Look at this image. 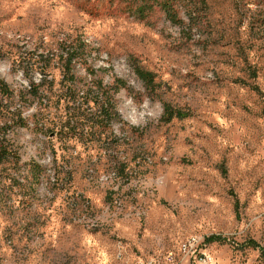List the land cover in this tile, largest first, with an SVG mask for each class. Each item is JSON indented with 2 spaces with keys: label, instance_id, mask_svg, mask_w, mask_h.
Instances as JSON below:
<instances>
[{
  "label": "rangeland",
  "instance_id": "374dc122",
  "mask_svg": "<svg viewBox=\"0 0 264 264\" xmlns=\"http://www.w3.org/2000/svg\"><path fill=\"white\" fill-rule=\"evenodd\" d=\"M181 4L183 26L125 0H0V79L20 94L51 72L9 134L19 160H0V264H264L250 245L264 247V0ZM69 37L87 44L83 104L50 60ZM118 79V116L98 129L91 99ZM164 102L191 114L167 122ZM66 118L74 136L57 133Z\"/></svg>",
  "mask_w": 264,
  "mask_h": 264
},
{
  "label": "trees",
  "instance_id": "16d2710c",
  "mask_svg": "<svg viewBox=\"0 0 264 264\" xmlns=\"http://www.w3.org/2000/svg\"><path fill=\"white\" fill-rule=\"evenodd\" d=\"M183 0H125L126 10L136 18L140 20H148L152 11L155 8H160L164 13L167 20L171 23L179 26L185 24L184 18L180 15V6ZM198 12V9L190 8L186 10V15L190 19H194V13ZM87 44L83 42L79 37H74L70 39H63L58 41L57 45L51 47L49 54L51 55V61H57L63 72V82L68 81L72 83L70 86L71 94L70 100L73 102H79L80 98L83 97L91 87L79 88L77 84V74L75 70V64L84 51H86ZM50 61L44 63L41 68V73L43 78L41 81L36 83L34 80L30 81V88L23 90L20 94H15V91L10 87V85L4 80L0 79V160H8L10 158H15L19 160L18 152L13 148V144L9 138V134L16 127L25 128L28 127L30 116L26 114V103L29 101L30 97L41 98L40 88L43 86V82L50 72ZM134 70L140 80L143 82L145 88L151 93L157 95V89L159 88V82L156 80V75L154 72L145 69L143 66L134 63ZM99 90L104 88L102 82H98L96 86ZM126 81L118 79L116 84L110 87L113 92L109 90L103 91L102 95L98 98L91 99L95 105L99 108V113L94 117H86L94 123L98 129L106 130L111 126V122L114 119L113 115H117L115 112L113 96L121 88H128ZM82 93V94H81ZM18 98V99H17ZM17 99V100H16ZM43 99V97H42ZM22 101V103H20ZM89 100H87V103ZM86 103V102H84ZM80 104V106H82ZM163 116L162 119L169 122L174 118H186L190 116V111L184 110L180 107H174L168 102H164L163 105ZM44 107L38 108L37 112L33 114V119L35 120V125L39 127L45 116ZM74 126L71 124V118H66L65 120H60L57 133L69 137L74 136ZM73 133V134H72ZM35 170L40 169L39 164H34ZM207 241H221L227 242V238L213 234L209 236ZM250 245L254 247H259L261 252L264 254V247L260 246L254 240H250Z\"/></svg>",
  "mask_w": 264,
  "mask_h": 264
}]
</instances>
